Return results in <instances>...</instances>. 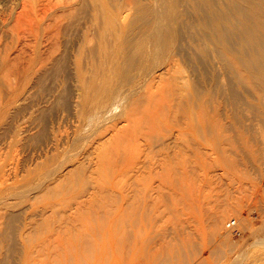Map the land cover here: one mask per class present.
Wrapping results in <instances>:
<instances>
[{
  "label": "rangeland",
  "instance_id": "1",
  "mask_svg": "<svg viewBox=\"0 0 264 264\" xmlns=\"http://www.w3.org/2000/svg\"><path fill=\"white\" fill-rule=\"evenodd\" d=\"M15 1L0 0V10ZM157 2L160 9L167 6L172 32L161 31L159 47H148L156 42L142 33L154 17L139 19L140 10L131 11L113 50L126 73L117 88L129 81L139 89L112 97L99 117L90 114L93 118L83 120L76 106L81 82L74 62L84 27L61 25L60 51L35 79L30 103L16 117L15 128L27 131L0 137L7 160L15 157L18 164L2 191H27L25 198L12 201L15 206L0 224V264H84L98 251L106 255L104 264H178V259L186 264L264 263V244L254 247V235L264 228V122L259 126L255 120L254 67L246 61L249 40L231 26L239 24L236 7L224 2L229 19L223 23L222 49L210 43L203 56L193 47L199 19L218 0ZM32 5L33 16L52 10L42 8L40 0ZM76 11L75 21L82 16ZM240 13L247 23L249 11ZM213 25L209 18L206 27ZM142 38L147 46L138 47ZM229 54L238 57L236 74L225 60ZM171 57L176 66L144 90ZM203 92L210 102H223L216 111L219 137L199 135L201 110L188 106L186 96ZM134 96L137 102L126 105ZM114 103L117 110L110 115ZM207 112L215 111L208 105ZM27 219L31 225L22 237ZM87 221L99 229L106 222L107 231L117 223L118 229L109 232L113 237L107 234L112 243L105 232L107 239L100 234L106 226L95 230ZM126 221L127 230L121 228ZM85 233L99 238L92 241Z\"/></svg>",
  "mask_w": 264,
  "mask_h": 264
},
{
  "label": "bare ground",
  "instance_id": "2",
  "mask_svg": "<svg viewBox=\"0 0 264 264\" xmlns=\"http://www.w3.org/2000/svg\"><path fill=\"white\" fill-rule=\"evenodd\" d=\"M225 1L226 0H218L214 7L209 6L207 15L202 16L199 19L197 36L195 37V44L193 47L200 55H205V46L209 45L210 43L215 44L220 50L222 49L221 46L226 33V29L225 31L223 30V23L225 20L229 19V15L224 12L223 5ZM228 1L235 5L239 19V24L231 22V26H234L232 29H236L240 34L245 35L249 40L246 61L254 67V108L257 112L255 120L258 121L259 119L258 123L260 120H263V123L264 0H237L245 4L239 6L238 3L233 0ZM159 5L160 2H157V0H150V2H143L139 0H62L59 3H53L52 0H40V6L42 8L49 7L52 10H44L36 16H33L35 10L34 6L32 5V0H17L12 2L10 5L3 6L0 10V137H12V135L15 133V136H21L27 131L24 127L19 129L15 128L16 117L19 115L18 112L21 107H23L27 102L28 104L26 105H29L35 79L42 74L45 68L53 63L55 55L59 53L61 48V25L64 22H68L69 26L73 25V27H84V41L79 46L74 62L75 69L78 72V78L81 82V92L78 94V98L76 100L78 114L81 119L84 120L85 118L89 117L90 114L99 117L103 109V104L111 100L112 97H115L114 99H116V95L123 94L124 96L127 93H130L131 90L137 91L139 89L137 85H132L129 81H127L119 89L117 88V84L119 82L118 78L126 76V73L121 67L123 62L119 59V56L117 57L114 53L113 44L117 40L121 39L119 38L120 34L118 31L119 29L126 26L127 20L130 17V13L135 7L136 9L140 10L139 19H151L154 17V21L151 23L148 30L142 33L143 37L147 33H150V37L155 43L157 39L160 40L162 38L159 36L161 31L164 32L169 30V33H171L173 23L172 18L167 10V6H165L163 9H160ZM242 9L249 11V19L247 23L241 17L240 11ZM75 10H77L75 14L77 12L82 14L81 18L76 21L72 16V13ZM209 18L214 19V25L211 29L206 27L207 20ZM75 23L77 24L74 26ZM155 28H158L157 31ZM146 43L147 39L142 38L137 42L136 45L138 47L147 46ZM161 43L162 42L158 41L155 44L148 45V47L158 48ZM242 45L247 47V45L244 43ZM222 53L224 52L222 51ZM222 56L224 55H221L217 58L218 62L222 60ZM225 60L228 62L232 72L236 74V71L238 70V57L236 55L229 54L227 55V59L225 57ZM175 66L176 59L174 57L169 58L150 77L144 86V90L148 84L153 85L165 74L170 73ZM126 86L127 88L124 90ZM128 99L129 101H127L126 104L128 106L129 104H135L138 100V98L136 99V96ZM186 100L188 101V106L190 109H193L196 105H198L199 109L201 110L199 119L202 118V127L200 130H198L199 135L202 137H219L220 123L217 118L216 111L219 109V107H221V103L223 102L219 100L210 102V100L207 99L206 92L197 94L195 96L193 95L192 97L186 96ZM117 104L118 103H114V105L111 107V112L109 111L110 115L117 110ZM208 105L212 107L213 111H215L214 113L207 112ZM91 116L92 115H90L89 118H91ZM206 117L209 120V124L205 123ZM31 119V116H29L26 123L29 124L32 121ZM259 124L258 125L261 126V123ZM255 133L258 135L257 130ZM256 134L255 136H257ZM259 134L262 135L260 132ZM103 135L104 133H101L100 137ZM0 152L1 224L2 219H4L15 206L12 201L15 198H19L21 196L25 198L27 191L23 189V191L20 192L13 187L10 189L8 188V191L5 193L2 191V184L12 173L18 171V164L16 163L15 157L9 159L10 161H8L2 149ZM106 215H108V213H106ZM261 220L264 222V217ZM26 221L27 222L24 223L23 229L21 231L22 233L20 232L22 237L28 227L31 225V222H28V219ZM95 221H98L97 223H99L101 220L98 219ZM95 221H90L94 223V226L92 224L91 225L94 229L96 227V229L98 228V230H101L102 227H107L108 225L111 227L113 225L112 222L116 221V219L110 221L111 223L109 222L108 225H106L105 222V224H102L105 226H101L100 229L98 225H101L102 222L96 224ZM122 222L123 221H121V225L123 224ZM128 223L129 222L126 224L124 222L125 227H122V225L121 228L125 229ZM87 225L89 226L90 224ZM116 225L119 227L117 223ZM92 226L90 228H92ZM110 227L104 229L102 228L104 231H99L100 234L105 232L106 234L103 233L102 235H107L110 231L113 232V230L118 229V227H115L113 230L111 229L110 231H107L106 229H109ZM93 228L92 231L94 232L96 229L93 230ZM86 229L87 228H84L83 231H86ZM125 230H127V228ZM260 230H258V234L256 233L254 235V247L264 244V228L262 227V230ZM96 232L100 237L101 235L98 233V231H95L94 233ZM133 232L134 231H132V233ZM89 233H85L86 236L89 235ZM124 233L127 234V231ZM91 235H89V237ZM98 235L96 236L98 237ZM109 236L113 237L112 234ZM90 238L93 237L91 236ZM95 238L96 237H94L92 241H94ZM136 238L137 237L135 236V240L137 241ZM109 239H111V237H109L106 241L111 242L112 239ZM138 242L139 241H137V243ZM186 244L187 243H185V245ZM111 245L113 246V244ZM190 246L191 245H187L186 248ZM102 248L103 247L100 249ZM104 251L106 252V249ZM104 251L102 252L105 253ZM98 255H101L99 251L96 252L97 257ZM104 255L105 254H103V256ZM94 256L93 258L96 257ZM103 256L101 255L102 258ZM101 257H98L99 260L97 258H91V260L89 258V260H87L91 261L92 263L97 259V263L94 262L95 264H101L102 261V264H104V258L106 260V255L100 262ZM263 258L264 254L262 259ZM92 259L94 261H92ZM87 260L84 264L88 263ZM178 261H176L178 264L185 263L182 259H178Z\"/></svg>",
  "mask_w": 264,
  "mask_h": 264
}]
</instances>
